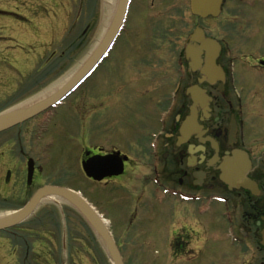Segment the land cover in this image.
<instances>
[{
  "label": "rangeland",
  "instance_id": "obj_1",
  "mask_svg": "<svg viewBox=\"0 0 264 264\" xmlns=\"http://www.w3.org/2000/svg\"><path fill=\"white\" fill-rule=\"evenodd\" d=\"M105 1L0 0V112L31 105L61 88L63 82L74 75L100 40ZM231 3V14L224 28L210 20L201 24L195 20L196 23L222 29L219 38L226 41L231 54L239 61H246L252 51L251 44L258 45L254 42L262 41L263 37L264 56V0H231ZM138 8V3L133 2L125 31L120 33L109 55L63 104L43 115L44 120L26 122L0 135V144L19 142L9 150L12 157L0 163V180L6 165L11 170L10 186L17 183L22 186L21 189L13 187L8 194L0 192V213L19 209L36 187L25 186L27 157L42 167L43 184L81 193L106 221L109 220L112 236L120 235L124 264H187L185 259L173 258L171 250L165 251V256L160 254L162 250L154 253L159 247L152 245L149 238L134 240L132 230L124 231L126 226L118 218V211H124V203L121 207L112 203L104 205L102 192L89 191L74 146L67 140L50 138L49 131H58L62 124L78 127L85 125L87 119L93 123V119L100 118L103 122L96 123L102 126L111 129L122 126L125 147H132L142 141L138 131L148 130L159 110H166L173 102L174 85L182 74L179 69H184L175 64V58L195 21L186 19L187 15L179 19L166 18L158 14L155 7L152 12L156 16L149 15L140 24ZM126 31L130 33L127 42L124 41ZM212 33L215 31L209 36ZM123 45L127 53L123 52ZM185 50L186 46L184 53ZM123 53L125 59L121 62ZM220 57L226 59V54ZM65 107L69 110H64ZM72 107L74 111L70 110ZM259 109L264 110V87L263 104ZM58 115L61 119H57ZM145 229L150 236L151 227ZM220 232L225 243L233 238L232 229ZM0 237L6 240L1 241L5 245L0 249V264H106L107 261L89 226L66 204L45 201L32 217L12 227L8 233H0ZM222 247L227 250V245H218ZM215 248L218 250L217 246ZM205 252L208 255L201 257V261L212 264L210 259L215 252L208 244L203 245V254Z\"/></svg>",
  "mask_w": 264,
  "mask_h": 264
},
{
  "label": "flooded vegetation",
  "instance_id": "obj_2",
  "mask_svg": "<svg viewBox=\"0 0 264 264\" xmlns=\"http://www.w3.org/2000/svg\"><path fill=\"white\" fill-rule=\"evenodd\" d=\"M133 2L138 3L140 24L149 15L155 17L152 11L158 7L155 9L158 14L169 19L187 15L186 19L193 22L201 24L210 20L219 22L223 28L233 5L231 0H222L216 17L201 18L191 13L189 0H130L127 19ZM196 21L191 32L182 39L183 46L175 58V64L184 69H179L182 74L174 85V100L166 110H159L148 130L138 131L142 141L125 147L123 127L102 126L96 123L103 122L100 118L93 119V123L87 119L85 125L78 127L62 124L58 131H49L50 138L70 142L78 154L80 168L83 161L92 160L100 164L95 166V171L114 172L121 165L119 176L105 177L98 182L84 175L89 191L102 192L104 205L112 203L121 207L124 203V211H118L120 222L126 226L123 230H132L134 240L149 238L152 245L159 247L154 253L162 250L160 254L165 256V251L171 250L176 260L204 264L201 257L208 255V251L203 254V245L208 244L215 252L210 259L212 264H264V110L259 109L263 104L264 87L263 37L262 41L254 42L258 45L251 44L252 51L246 61H239L231 54L226 41L219 38L222 29L200 26ZM196 28L204 37L217 42L221 49L211 62L219 71L211 82L203 79L200 69L190 70V60L184 53L189 36ZM130 33L125 32L124 41L127 42ZM138 46L143 48L141 44ZM127 51L124 46L123 52ZM124 53L121 62L125 59ZM223 53L226 59L220 57ZM197 63L202 68L207 61L202 55ZM189 89L193 90L196 100ZM64 110L69 109L65 107ZM70 110L74 111L73 107ZM47 112L30 121L44 120L42 117ZM59 118L61 115L57 116ZM17 143L4 141L0 144V149H4L0 151V163L12 157L9 150ZM235 154H241L247 163L246 177L253 182V190L230 188L221 181L224 160ZM10 179L11 170L5 165L0 192L8 194L13 187L22 188L18 183L10 186ZM44 185L42 171L35 165L31 184L27 185L25 179V186L36 187L24 204ZM146 227H151L150 236H147ZM225 228L233 231V238L227 243L220 236V230ZM119 236H114V240L121 251ZM2 240L6 241L0 237V249L5 245ZM220 244L227 245V250L218 248Z\"/></svg>",
  "mask_w": 264,
  "mask_h": 264
},
{
  "label": "water",
  "instance_id": "obj_3",
  "mask_svg": "<svg viewBox=\"0 0 264 264\" xmlns=\"http://www.w3.org/2000/svg\"><path fill=\"white\" fill-rule=\"evenodd\" d=\"M190 1L192 12L202 17L207 15H214L216 10H218L219 0ZM127 3L128 0H119L114 12L113 19L107 29V33L105 34L106 36L102 38L94 53L83 64V68L79 72H77L73 76V78L62 88H60L53 94L45 96L41 100L34 102L27 108L25 107L26 109H15L0 114V132L21 124L22 122L40 114L44 110L58 104L65 98L68 93H70L75 88V86L79 82H81L95 68L98 62L105 55V52L108 50V48H110V45L114 41L119 29L121 28L127 9ZM190 41L198 43L199 45L191 47L189 46L186 50L187 59L190 60L189 67L192 70L200 68L203 79L210 81L211 78L213 79L214 76L219 74V71L211 63L215 60L219 53V46L214 40L205 38L200 30L195 31V33L190 37ZM202 54L204 55L207 63L204 67L201 68L197 62H199ZM82 166L84 172L88 176H91L96 180H101L104 176H106V174L99 175L97 173H94L95 171L92 170L91 167L90 170H88L85 163H83ZM32 170L33 166L31 161H29L27 176L28 183H30L31 181L33 173ZM119 173L120 172H114L113 175H117ZM221 179L228 185L235 184L252 189V183L249 180L242 178L240 163L232 164L231 161L226 160L223 164ZM50 197H55L67 201L81 214V216L90 225L96 237L98 238L110 264H124L119 251L102 219L80 195L68 189L52 186H45L39 189L22 209L0 219V231L10 228L26 220L36 211L42 200Z\"/></svg>",
  "mask_w": 264,
  "mask_h": 264
},
{
  "label": "bare ground",
  "instance_id": "obj_4",
  "mask_svg": "<svg viewBox=\"0 0 264 264\" xmlns=\"http://www.w3.org/2000/svg\"><path fill=\"white\" fill-rule=\"evenodd\" d=\"M118 2H119V0H106V1H105V8H106V11H105V14H104L103 26H102V30H101L100 40H101V38L107 33V28H108L109 24L111 23V19H112V17L114 16V12H115V10H116V7H117V5H118ZM105 36H106V35H105ZM100 40L98 39V41L96 42V45H95L94 48L92 49V52H93V53H94V51L96 50V48L98 47L97 45H99ZM96 46H97V47H96ZM92 52H89V54H88V56L86 57V59L84 60V62H86V61L90 58V55H91ZM84 62H83V63H84ZM82 68H83V67H82V65H81V67L79 68L78 72H79ZM71 76H72V75H70V76L67 78V80L70 79ZM67 80H66V81H67ZM61 83H62V82H61ZM63 83H65V82H63ZM28 106H29V105H25V106H23V107H21V108H25V107L27 108ZM21 108H20V109H21ZM26 108H25V109H26ZM18 111H19V110H18ZM234 185H235V184H234ZM235 186H236V185H235ZM46 201L54 202V203H56V204H62V203L65 202L63 199H59V198H55V197L47 198ZM10 214H11L10 211L0 213V219L3 218V217H5V216H9Z\"/></svg>",
  "mask_w": 264,
  "mask_h": 264
},
{
  "label": "trees",
  "instance_id": "obj_5",
  "mask_svg": "<svg viewBox=\"0 0 264 264\" xmlns=\"http://www.w3.org/2000/svg\"><path fill=\"white\" fill-rule=\"evenodd\" d=\"M106 264H108V262L106 261Z\"/></svg>",
  "mask_w": 264,
  "mask_h": 264
}]
</instances>
